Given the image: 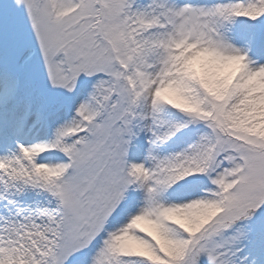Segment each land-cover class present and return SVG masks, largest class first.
Instances as JSON below:
<instances>
[{
    "label": "snow or ice",
    "instance_id": "1",
    "mask_svg": "<svg viewBox=\"0 0 264 264\" xmlns=\"http://www.w3.org/2000/svg\"><path fill=\"white\" fill-rule=\"evenodd\" d=\"M0 264H264V0H0Z\"/></svg>",
    "mask_w": 264,
    "mask_h": 264
}]
</instances>
